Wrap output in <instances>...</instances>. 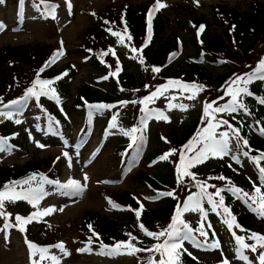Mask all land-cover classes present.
Masks as SVG:
<instances>
[{"label":"rangeland","instance_id":"374dc122","mask_svg":"<svg viewBox=\"0 0 264 264\" xmlns=\"http://www.w3.org/2000/svg\"><path fill=\"white\" fill-rule=\"evenodd\" d=\"M16 1L3 0V3H0V23L5 26L0 29V49L9 45L38 43L45 46L50 45L56 48L57 52L63 53L54 61L57 67L69 66L71 70L76 69L79 74L73 81L69 94L59 98V102L55 94L49 92L48 95L41 94L39 100L31 98L26 109L16 108L11 112L13 127L17 130V136L22 142H20L21 146L15 147L5 140L2 141L5 150L0 151V169L8 164H25L31 159L40 160L52 157L58 159L61 164L62 182L59 185L66 184L69 180H76L81 183L83 191L78 193L72 189L46 183L44 178H35L30 184L24 185L28 188L43 187L45 195L37 207H33L26 200L6 201V204L13 206L16 210L21 207L39 208L41 211L46 208L56 209L51 214L42 216L41 219L47 224L58 227L53 232L56 236L54 240H59L64 247L63 250L58 247L48 250L45 254L46 258L42 260L43 264H134L135 258L128 254H120L118 258L84 254L80 250L82 246L77 242L81 236L80 227L84 217L86 213H91L114 220L123 219L126 211L116 204L115 197L118 193L125 192L135 194L137 199L149 209L162 206L168 196L149 188L141 178L142 175H149V173L155 176L154 163L148 160V156L158 152L161 145H175L169 140V131L180 124L183 126L189 123L191 117L204 108L206 99L200 94L201 91H193L189 95H184L181 91L167 90L161 97V103H163L161 111H158L154 117L150 116L139 122L143 127L144 136L140 141L135 140V143H133L134 134L131 132L134 119L130 113L120 116L114 121L116 126L111 125L103 133L101 132L104 129L102 123L106 122L108 113L106 110H94L91 113L93 118L88 121L89 127L85 129L88 132L81 136L79 130L83 129L84 120L74 113L67 115V112L72 102L75 101L80 87L89 84L102 89L106 81L99 76L95 68L88 64V60L80 56L78 47L81 44L80 38L89 26L100 22V20L97 21L99 16L106 17L105 12L119 7L120 4L126 2L136 7L142 3H150L152 0H71L70 10L68 0H59L58 7H53L47 14L34 10L29 0H18L17 4ZM261 1L264 3V0H161L166 7L160 8L159 13L166 16L169 21L167 35L173 34L175 38L180 36L187 40L189 35H186L183 30L187 16L183 10H180V7L195 8L200 15L212 22L214 7L227 5L247 12L251 4ZM212 24L208 30L209 33H219L218 27L214 22ZM109 43L113 44L121 67L125 66L126 72L136 70L148 72L146 65L140 62L141 59L128 44L118 42L114 38L109 39ZM263 49L264 42L257 46L255 53L260 55ZM186 52L187 49L181 61L186 58ZM261 80L264 85V79ZM193 94L195 98L189 99L188 97ZM42 97L46 99L44 102ZM225 103L228 102L222 105ZM182 105L185 107H181ZM161 113L167 119L161 118ZM234 114L249 127L254 126V118L250 113L239 109ZM55 118L59 120V123ZM16 120H20L21 123H16ZM157 130L159 134L155 139ZM216 131L220 132L218 128ZM127 143L130 149L124 161L121 160L117 151L120 144ZM39 145H44V147ZM229 146L232 149L229 155H225L222 159L209 157L203 163H196L195 167L203 171L230 165L242 175L245 174L246 178L251 179L264 192L263 174L249 158L244 157L238 151L234 139L230 140ZM232 155L238 156V162L232 159ZM85 175L88 177L87 180L84 179ZM208 176L206 172L195 178L204 181L208 179ZM173 197L178 198L177 195ZM186 202L189 203L188 200ZM113 204L118 207H114ZM61 208L63 211L59 210ZM201 208L203 211H186L183 206L182 217L189 222L196 220L199 224L206 222L208 225L211 224L209 229L215 236V244L218 242L219 246L215 247L213 244L212 248L206 247L198 233L193 232L195 243L192 240H185L183 248L179 251L187 249L197 259L207 260L215 257L216 250L214 249L217 248L216 257L226 259L229 264H260L259 259H256L251 250L238 251L239 245L231 239L219 208L213 210L206 197L201 202ZM255 216H257L256 219L262 220L263 225L260 226H264V216L258 213ZM1 223L2 217L0 216ZM132 231L145 239L146 235L138 232L134 226H132ZM33 251L17 230L10 228L9 237L6 238L3 233H0V264H33V261L38 260L40 256L39 252L33 255ZM241 252L247 259L241 257ZM138 254H140L138 261H142L147 253L140 251ZM52 257L56 259L53 260Z\"/></svg>","mask_w":264,"mask_h":264},{"label":"trees","instance_id":"16d2710c","mask_svg":"<svg viewBox=\"0 0 264 264\" xmlns=\"http://www.w3.org/2000/svg\"><path fill=\"white\" fill-rule=\"evenodd\" d=\"M31 1L39 6L45 0ZM155 4V1L152 0L150 3H142V5L134 7L132 4L124 2L119 7L105 12L106 17L99 16L100 22L93 23L88 27V30L82 36L81 53L83 56L87 55L89 57L92 67L98 71L99 75L108 76V82L102 89L89 84L82 86L77 91V98L72 103L70 112L82 118L85 116V111L95 109L90 108V105L104 104L111 106L106 107L111 120L114 116L125 115L128 111L140 115L150 103L145 98L155 94L153 96L155 99L157 90H164L161 86L168 85L169 89L177 91L181 89L179 85H169V81L202 85V89L181 90L183 94L195 90L201 91L208 103L216 105L222 100L219 99L220 97L231 99V96L227 94V89L229 85H232L233 89L236 87L246 88L248 92L252 93L251 97L247 93H243L238 98L246 106L250 115L253 116L256 124L264 129V104L259 102L260 98H264V85L259 79L263 71H256L260 62L264 61V49L260 55L255 53L257 46L264 42V3L261 1L251 4L247 12H242L227 5L214 7L215 12L212 22L220 30L219 33H209L208 30L212 27V22H209L205 16L200 15L194 8L190 6L180 7V10H183L187 16L183 30L186 35H189L187 40L183 38L187 54L185 55L186 59L180 62L177 60L181 57L184 45L179 40L178 43L173 34H166L169 29V21L166 16L163 17L154 13L153 10L156 11ZM122 17L125 18L127 24L121 31L124 40H128L135 46L148 42L147 48L141 54L148 72L144 73L141 70H136L134 72H121L120 77L112 75L116 72L117 62L112 54L113 48L110 47L103 35L105 32H113L108 29H120L124 24L121 20ZM107 20H109V26L105 23ZM201 26H203L204 33L197 36ZM129 36L131 39H129ZM50 53L51 47L41 44L5 46L0 49V98L3 101L0 103V109L5 108L4 105L10 101L25 96L26 90L32 88L34 84L36 85V91L42 89L39 83L41 75L37 73V70L46 65ZM104 53H107V55ZM174 53L175 55H173ZM198 58H203L201 63L193 61ZM153 68H160V71L155 72L152 70ZM72 72L69 77L65 78L66 82L60 81L59 84L60 90H65L66 93H69L71 82L77 74L76 71L72 70ZM53 73H57V70H53L51 74ZM252 73H255V75L248 81L247 74ZM238 76H243L247 82L238 81L236 84H232ZM3 119L0 117V133L6 135L12 129H9L10 126ZM211 119L212 116L205 117L204 111L197 112L191 117L190 123L180 128H173L169 132L172 144L179 146V148L182 147L180 154L184 153V157L187 155L189 151L185 148V145L193 147L195 142L190 145V141H193V138L202 132V129ZM216 119L227 120L230 125L240 129L241 136L248 140V145L241 147L243 151H247L252 157H260L264 153V139H261L258 134H255L246 123L235 115L223 113V115H217ZM221 127L231 134V130L226 125H221ZM157 137L158 134L155 135V139ZM163 150L170 151L167 145L163 147L161 145L157 154L159 155ZM121 151L119 150V153ZM154 156L151 155L149 160ZM170 162L172 160L157 165L154 168L156 171L155 176L149 173V175H142L141 178L149 187L155 190L168 191L176 188L177 177ZM258 163L264 167V158L260 159ZM207 171L209 170L205 172ZM33 175L58 179V163H54L52 158H43L29 160L25 164L18 163L5 166L0 169V190L5 189V186L12 188L14 182H23L25 179L33 177ZM219 176L226 179H217L216 177ZM210 177L211 184L208 185L210 193H215L219 187H238L250 193V195H256L254 185L229 168L214 170ZM197 184L196 180L187 177L182 179L177 187L179 189L182 187L193 189L197 187ZM22 185H16V190H20ZM211 185L216 187L213 188ZM115 200L119 201L121 205L127 206L130 209L129 213H125V217L119 220L86 213L80 227L81 240L89 242L86 243L88 245L86 250L93 251L95 254L98 252L105 253L107 249L102 248V244L109 246L115 245L117 242L129 241L131 239L129 233L131 236L136 237V240H133L132 243L137 248L147 249L146 246L153 247L157 243L163 242L165 237L157 240L150 236L147 240L149 244L140 242L136 233L132 231V226L140 231H144L140 227L141 224L152 232L167 229L174 219L177 203L175 200H167L162 203V206L154 209L143 206L139 217H137L135 210L141 208V203L132 193L118 194ZM6 210L10 211L11 207L7 206ZM233 213L237 217V223H235L248 234H258L260 229H263L256 225L257 221L253 216L242 212L239 206L233 208ZM88 225L92 226L91 230ZM93 230L98 234V238L93 235ZM47 231V226L32 227L30 236L45 243L54 242L55 234L48 235ZM89 237H91V240ZM144 252L147 253L146 258L149 253L147 250ZM136 254L137 257H140L138 252ZM181 263L205 264L196 262L188 256L183 258ZM208 264H216V262H208Z\"/></svg>","mask_w":264,"mask_h":264},{"label":"snow or ice","instance_id":"6c2138e0","mask_svg":"<svg viewBox=\"0 0 264 264\" xmlns=\"http://www.w3.org/2000/svg\"><path fill=\"white\" fill-rule=\"evenodd\" d=\"M0 3H3V0H0ZM68 7L70 10L71 0H68ZM164 7H166V4L162 3L161 0H156V4H155L156 10L160 8H164ZM93 15L95 14L93 13ZM105 23H108V21H105ZM4 27L5 26L2 23H0V29H3ZM108 30L111 31V29H108ZM200 31H203V26H201ZM112 35L119 37L120 42L123 43L124 36L121 35V33L112 32ZM129 39H131L130 36H129ZM131 50L133 52L137 51V49L135 48H132ZM62 54H63L62 52L58 51L52 57L49 63L54 62L56 57ZM104 54L107 55V53H104ZM112 54L115 55L114 50H112ZM173 55H175V53ZM140 62L143 63L144 62L143 59H141ZM117 63L119 64L118 60H117ZM42 70L43 69H41V71ZM152 70L155 72H159L160 68H153ZM119 71H120V68L117 67L116 72L112 73V75H117ZM256 71L257 72L264 71V61L260 62V65ZM63 75H67V72H65ZM254 75L255 73L247 74L248 81H250ZM260 78L264 79V76H261ZM238 81L245 82V83L247 82L245 81L243 76H238L236 80L232 82V84H236ZM40 83L46 86L52 83V81L43 80V81H40ZM169 85H179V87L183 89L184 91H188L189 89H202L203 88L202 85H198L195 83L181 84L179 81H169ZM35 88H36V85L34 84L32 88H28L26 90L25 96L21 97L18 100L10 101L8 104H5L4 107L8 108L10 107V105H18L22 109L23 107L22 102H26L29 97H36V99L38 100L41 94H45V95L47 94V93H44L42 89L38 92L35 90ZM161 88H163L164 90H167L168 85H163L161 86ZM51 91L55 93V89H51ZM157 91L159 92L160 89H158ZM240 93H247L248 95H252V93L248 92L246 88L236 87L235 89H233L232 85H229V88L227 89V94L231 96V100L228 103H225L222 106H217L215 108H213L212 103L206 104L205 109H204L205 117L212 116V120H215L216 122L213 123L212 121H209L207 125L202 129V132L198 133L197 136L193 138V141H190V145L193 142L200 145L198 151L195 150L193 147H190L189 145H185V148H187L188 151L195 152V155L189 159V162L187 165L188 168L195 166L196 163H203L209 157H215V158L222 159L225 155H229L232 152V149L229 146L230 140L232 139L235 140L237 149L241 148L242 146L248 145V140L244 139V137L241 136L239 128L233 127L232 125L229 124L227 120H217L216 116L213 115V113H234V112H237L239 109H243L245 112H247L248 110L246 106L238 99V96ZM154 95L155 94H153V96ZM153 96L146 97L145 100L150 101L153 99ZM188 98L194 99L195 94H193L192 96H189ZM219 99H223V97H220ZM2 102H3L2 98H0V103ZM57 102H59L58 97H57ZM259 102L261 104H264V98H260ZM89 107L102 109V108L111 107V106L100 104V105H90ZM181 107H185V106L182 105ZM160 115H161V118L167 119V117L163 116L162 113ZM0 116H8L9 118H11V112L5 113L3 111H0ZM89 117H91V112L89 113ZM146 118L147 117H145V119ZM115 119L116 117L114 116L113 120L115 121ZM16 123H21V121L16 120ZM221 125H226L228 129L231 130V135L228 130L217 133L216 129L218 126H221ZM115 126H116L115 123H113L112 127H115ZM136 131L137 129L135 128L131 130V132L133 133ZM262 131H264V129H262ZM125 134L127 135L129 133H125ZM2 141H3V138H0V151L5 150L3 147ZM133 143H135V137H133ZM39 146L44 147V145H39ZM172 151L175 152L176 150H172ZM65 155H67V153H65ZM168 155L169 154H165L161 156L160 159L162 160L167 159ZM243 155L247 156L248 152L247 151L243 152ZM262 158H264V153H262L260 157H253V160L258 162ZM232 159L237 160L238 162V156L232 155ZM180 163L181 165H184V153H181ZM259 171L262 174H264V167H260ZM182 174L185 176H189L193 180H195V173L187 171V168ZM216 178L220 180L226 179L223 176H219ZM34 179H35V175H33V177H31L29 180H25L23 182H14L12 188H8V186H5V190L0 191V216H5L8 218L11 217V213H8L4 210L5 201L16 202L17 200H26L29 203H31L33 207H37V205L39 204V202L43 199L45 195V192L42 186H38L36 188L29 187L27 189L21 188L20 191L18 192L16 191V185L30 184L31 180H34ZM84 179L85 180L88 179L87 175H85ZM45 182L49 184L59 185L58 181H51V180H47L46 178H45ZM59 186L65 189H72L78 193L83 191L81 183L76 180H69L66 184L59 185ZM196 186L199 187L200 193L197 195L188 196L187 200L189 203L184 204V210L203 211V209L201 208V202L206 196L207 202L212 205L213 210L217 208H223V212L227 214L228 217H230L229 219H225L224 221L230 229L234 225L236 227H240L238 224L235 223L236 221L235 216L231 214L230 209L224 204V196L221 195V192L225 191V189L220 188V189H217L215 193H208L206 192V188L208 187L206 182H199ZM211 187L215 188L216 186L211 185ZM226 190L231 192L234 196H237V198H241V195H242L243 197H246L249 200H251L252 205H258V207H253V211H258L261 216H264V192L261 191L260 187L257 186L254 188L256 195H250V193L245 192L243 189H240L238 187H229ZM162 195L172 196L173 193L168 192ZM213 196L219 197V200L218 201L214 200ZM109 203H112V202L109 201ZM193 204H194V207H192ZM113 206L118 207L117 205H114V204ZM55 210H56L55 208H46V209H43L42 211L38 210L37 212H34L31 216L27 218L17 215L15 219L16 221L20 222L21 230L23 231L24 230L23 225L30 223L32 219L37 218V217H42L45 215H49ZM59 210L63 211L62 208ZM142 210H143V205H141L140 209L135 210L137 217L141 215ZM88 227L90 230L92 229L91 225H88ZM140 227L142 230H144L147 236L154 237L157 240H159L161 237H166V238L163 240L162 243L156 244L152 248L142 249V248H137L132 243L133 240H136V237L131 236V234L129 233L128 235L131 237L129 241L117 242L114 246L111 247V250L105 254H110V255L118 254L121 249H124L127 252V254H135L136 252L147 250L149 252H158L161 256V259L159 261L150 260L149 264H178L179 255H180L179 250L183 248V242L185 240H192L195 243V238L193 236L194 231L199 232L200 236L206 237L208 235L207 231L204 230L203 223H201L198 228L193 229L191 226H189V224H187L185 221L180 219L179 209L177 211V216L173 219L172 223L168 226L167 229L161 230L159 232H152L144 228L143 224H141ZM208 227L211 228V224H209ZM93 235L97 236L98 238V234L95 233L94 230H93ZM233 235L235 236V240L239 245L238 251L242 249H251L252 252H256L257 245H259L261 249H264V235L252 233L249 239L256 241V243H253V244L246 243L245 237L243 236L235 235V233H233ZM89 239L91 240V237H89ZM214 246L218 247L219 246L218 242ZM29 247L34 250L33 255H35L36 252L40 253L39 259L33 261V264H40V262L46 258L45 254L47 253L48 249L44 247L38 248L36 245L31 244V243H29ZM58 247H60L61 250H63L62 244L58 245ZM102 248L108 249L109 246L102 244ZM184 251H187V249H184ZM188 254L191 255V253H188ZM240 254L242 258L247 259V257L243 256L242 252ZM52 259L55 260L56 258L52 257ZM258 259H259L260 264H264V251L260 252ZM223 264H229V262L225 259L223 261Z\"/></svg>","mask_w":264,"mask_h":264}]
</instances>
